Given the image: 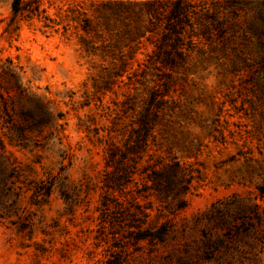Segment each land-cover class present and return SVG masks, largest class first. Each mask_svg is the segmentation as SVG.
I'll list each match as a JSON object with an SVG mask.
<instances>
[{
  "label": "rangeland",
  "instance_id": "obj_1",
  "mask_svg": "<svg viewBox=\"0 0 264 264\" xmlns=\"http://www.w3.org/2000/svg\"><path fill=\"white\" fill-rule=\"evenodd\" d=\"M21 5L0 0V264H264V0Z\"/></svg>",
  "mask_w": 264,
  "mask_h": 264
},
{
  "label": "trees",
  "instance_id": "obj_2",
  "mask_svg": "<svg viewBox=\"0 0 264 264\" xmlns=\"http://www.w3.org/2000/svg\"><path fill=\"white\" fill-rule=\"evenodd\" d=\"M39 2H41L42 0H38ZM21 2L22 0H12V12H13V19L16 20L17 15L19 14V12L21 11ZM90 21V20H89ZM15 22V21H14ZM156 118H158V116H155ZM148 119L146 120V116H142L141 118V130L139 132H134V135L131 136L132 139H134V141H137L138 144H140V146L142 145V143L144 141L147 140V136H148V131L146 129L147 125H148ZM116 155L114 153H109V159H111V161L115 160V163H112V166L114 167L113 172L111 174V177L106 181L107 186H110L112 189H121L123 184L129 182L127 177V174L129 173V171L127 170L125 163L122 161V159L119 161V159H116L115 157ZM124 157V156H123ZM177 172L175 171L174 173L169 172L167 170H161L157 173H153V175H151L150 179L151 181H155L158 182L160 179H165L167 182V186L169 188H173L174 187V182H175V178H177ZM110 183H114V185H111ZM184 205H180V208H183ZM145 235H141L140 238H143ZM158 237H160L158 235Z\"/></svg>",
  "mask_w": 264,
  "mask_h": 264
}]
</instances>
